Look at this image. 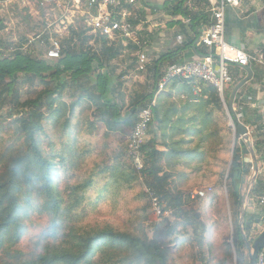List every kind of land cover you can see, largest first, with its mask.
I'll return each mask as SVG.
<instances>
[{"label":"trees","instance_id":"trees-1","mask_svg":"<svg viewBox=\"0 0 264 264\" xmlns=\"http://www.w3.org/2000/svg\"><path fill=\"white\" fill-rule=\"evenodd\" d=\"M190 15L184 13L191 21L196 18ZM131 23L134 28V23L132 21ZM68 32V38L61 41L60 58L57 60L36 58L29 50H21V46L9 50L5 56L0 55V117L7 119L15 117L14 123L28 145V153L12 159L10 168L8 166L5 175H2L7 180L0 179V245L4 233L10 231L12 227L19 228L20 207L17 192L20 190V177L26 182H30L32 176L44 182L42 186L46 188L47 193L45 208L57 221L53 225L55 235H52L51 229L48 230L42 255L24 254L20 251L16 252L14 258L1 260L0 264H173L167 246L158 240L148 239L141 227L129 233L117 232L110 226L80 233H75V230L71 229V236H68L61 248H55L53 243L46 241L62 237L70 210L65 207V201L53 188L58 171L43 157L38 145L39 136L45 134L47 126L53 135L63 136V142L54 148V154L60 159L61 164L65 165V169L79 166L85 168V171L88 170L91 161H95L93 156H96L97 152L91 149L87 151L85 157L81 156L78 143L82 141L89 144L90 138L95 139L99 136L102 139L116 136L122 144L133 130L138 112L153 99L157 82L165 74L160 70L158 63L172 54L160 56L153 64L150 92L146 93L142 88L141 93L129 95L128 101L125 102L124 95L121 94L122 91L120 92L123 75L116 76L115 62L124 56L126 51L132 54L137 52L138 48L129 42L123 45L120 38L109 41L103 36L82 37L73 27H69ZM90 40L91 45L88 44ZM94 45L98 46L99 50H95ZM131 61L133 66L136 65L135 57L131 58ZM112 77H116L115 84L112 83ZM21 78L31 83L38 81L43 85V89L21 101L19 92ZM195 89H199L197 95L194 94ZM181 96L183 97L180 100ZM175 98L180 100V104ZM222 103L219 93L213 86L180 78L168 81L164 90L156 95L153 119L148 129V133L154 135L143 147L146 167L141 173L149 177L148 188L166 204V209L173 210L177 221L168 227L167 236L176 234L181 228L187 233L188 230H192L197 234L202 225L198 220L200 218L198 214L192 215L191 210H184L185 205L180 203V194L170 190L168 182L171 176L163 174L160 161L171 156L177 159L194 158L199 161L205 159L208 152L214 153L222 149L226 143L224 141L226 136L231 134ZM125 104H128L127 108ZM177 114V118H173ZM167 127H170V142L163 143L167 152H161L156 149L155 134L161 131L165 141L164 129ZM184 135L198 137L201 143L207 146L204 147L206 151L200 150V145L197 146L199 148L192 150L194 152L180 149V144L190 143L181 139ZM176 136L181 138L173 140ZM230 142L228 138L227 146ZM49 143L50 146L54 145L53 138L50 137ZM242 153L235 142L225 182L237 264H243L245 249L238 222L242 205V177L248 172L243 166ZM30 155L38 164L39 171L33 167ZM189 166L187 163L177 168L173 179L178 183L186 182L191 174L185 172ZM111 169L100 165L99 169H91L90 175L79 188L81 190L90 188L93 185V177H99ZM220 189L218 186V190ZM218 194L219 191L207 193L199 200L208 202L210 196L216 198ZM82 201L81 196L75 201L76 206L81 205ZM263 216L264 210L263 214L242 216L243 232L249 243L254 240L256 234L253 226L264 224ZM227 247L229 248L228 244ZM227 257L233 260L232 251L229 249Z\"/></svg>","mask_w":264,"mask_h":264},{"label":"rangeland","instance_id":"rangeland-1","mask_svg":"<svg viewBox=\"0 0 264 264\" xmlns=\"http://www.w3.org/2000/svg\"><path fill=\"white\" fill-rule=\"evenodd\" d=\"M37 1L30 0L29 3H22L11 0L7 1L5 5H0V55L5 56L9 53V50H12L16 46H21L24 50H29L34 57L44 59L42 52L46 49L45 47L48 46V43H50V39L48 38L47 40L45 38V46L39 44L40 40L36 38V35L44 31V14L39 9ZM52 8L56 10L50 13L51 16L49 18L59 15L57 8L50 7V9ZM76 17L77 19H74L75 27L73 28L78 32L77 34L82 35V37H94L89 33L87 34L83 17L79 15H76ZM68 36L69 32L67 31L63 33V38L60 40L63 41ZM29 41L31 44L28 47L25 46ZM88 44L91 45L92 41L90 40ZM93 47L95 50H99L98 46L94 45ZM134 54L135 52L131 55ZM129 58H134V56ZM120 59L122 57L118 60L120 61ZM131 65L133 68L135 67V64L134 66L133 64ZM120 74L121 72L118 70L116 76ZM144 74L146 73H142L140 76L144 77ZM128 81L129 85L127 86L126 82L120 90V92L122 91L121 94L124 95L125 102L128 101L129 95L141 93L143 88L138 81L133 82L131 78ZM143 81L144 78H142ZM112 83H116V77H112ZM227 88L228 86L225 87L224 96L221 99L226 113V120L228 119V126L231 129V134L226 136V140H224L227 143V139L229 138L231 141L229 145L227 146L225 143L222 149L214 153L208 152L207 157L199 161L194 158L189 159L184 157L177 159L173 158V156L164 157L160 161L163 174L171 176L168 182L169 188L173 193L180 194V203L185 205L184 210H191L192 215H199L200 218L198 220L202 227L197 234L192 230H188L187 233L181 228L179 232L172 236L166 235L168 227L174 225L177 220H175L173 213L169 217H164L157 216L151 211L150 202L145 193L149 177L134 169L126 153L125 144L131 134L130 132L122 144L119 143L116 136H109L107 139H102L99 136L95 139L90 138L89 142L91 143L89 144H85L82 141L80 144L78 143L81 156L85 157L87 151L91 149L97 152L95 153L96 156H93V158L95 157V161L90 160L92 162L91 166L93 163L95 164L85 171V168L82 169L79 166L77 168L65 169V165H62L60 159L54 154V148L63 142L64 137L53 135L50 127L47 126L45 134L38 138V145L45 160H49L58 171V175L53 182V188L56 193L61 195V198L65 201V207L70 212L68 213L67 227H65L66 230L62 237L58 240L51 241L47 239L46 241L53 243V247L55 248H61L64 242L67 241L68 236H71V229H74L75 233H80L110 226L117 232L129 233L141 227L143 234L148 239L158 240L167 246L169 258L173 264H237L225 182L235 142L242 152L244 151V154H246V149L241 144L244 137L239 136L236 132V128L229 116L227 109ZM42 89L43 85L40 82L34 81L31 83L21 78L19 86L21 101ZM64 99H66L65 96ZM125 105L127 108L128 104ZM14 118L7 119L3 116L2 118L0 117V179L2 181L7 180L2 175H5L8 166L10 168L12 159L28 153V145L22 134L18 131ZM50 137L54 140L53 146H50ZM152 137L149 136L147 142ZM176 138L178 140L181 136H177ZM181 139L190 141V143L180 144V149L192 151L200 145V148H197L206 151L204 147L207 146L203 145L201 140L196 136L184 135ZM157 140V142L155 140L156 146H162L161 138L157 137ZM30 159L33 167L36 171H39V166L32 155H30ZM187 163L190 164V168L185 169V172H190L191 174L185 180L186 182L178 183L176 179H173V174H176L175 171L182 164L185 165ZM99 165L112 169L99 177H93V185L86 190H81L79 187L86 180V177L90 175L91 169H99ZM176 165L177 167L175 168ZM222 173L225 175H222ZM19 179L20 190L17 192L18 206L20 207L18 215L19 228L15 229L12 227L10 231L3 234L0 245V261L14 258L16 252L20 251L24 254L36 253L35 250L26 252L24 249V239L29 235L31 227L30 221L33 220L34 223L39 224V219L35 216L49 215L45 208L47 193L46 188L42 186L44 182L40 179H35L33 176L30 182L23 181L22 177ZM218 186L221 187L220 190H218ZM216 191H219L218 197L213 198L210 196L208 202L199 200V198H202L198 195L199 193L203 192V197H205L207 193L211 194ZM81 196L83 198L82 204L76 206L75 201ZM160 202L163 208L167 210L166 204L161 200ZM238 222H240V216ZM255 228L257 232L254 237L256 238L257 234L264 229V224L260 223ZM47 233L48 230L40 234L43 242H45ZM228 249L232 251L233 260L227 257ZM243 253V264H245L247 258L246 247Z\"/></svg>","mask_w":264,"mask_h":264},{"label":"crops","instance_id":"crops-1","mask_svg":"<svg viewBox=\"0 0 264 264\" xmlns=\"http://www.w3.org/2000/svg\"><path fill=\"white\" fill-rule=\"evenodd\" d=\"M58 1L61 0L51 2L53 7H56L54 4ZM69 9L72 10L71 7ZM209 9L210 3L207 0H139L129 9L130 19L135 25L132 37L123 43L125 45L129 42L138 50L134 55L126 51L127 55L125 56L126 53H124V56H121L122 59L115 63V73L117 74L118 70L121 72L123 85L127 82L128 86V80L131 78L133 82L138 81L146 93L150 92L153 64L160 56L172 53L163 62L158 63L160 70L165 73L173 66L201 59L207 55L209 50L199 45L198 39L199 31L210 23ZM224 12L227 41L248 54L263 53L264 1L239 0L237 7L226 6ZM184 13H190V16L196 18L191 21V18H186ZM72 19L75 24L76 15ZM72 27L75 26L72 25ZM140 54H144L147 58L146 70L143 72H138L137 69ZM132 56H136L137 60L134 68L129 58ZM248 67L251 71V80L238 90L233 110L248 133V139L244 138L241 143L246 149V154L243 151V166L248 171L242 177L241 212L242 215L254 216L257 213L263 214L264 210L259 204L260 197L264 195V67L260 65ZM229 72L233 83L227 88V102L234 87L247 77L243 69L235 66H230ZM142 73H146L144 77L140 76ZM142 78H144L143 82ZM182 97L179 99L181 100ZM153 98L156 100L155 94ZM180 100L175 98L177 103ZM177 116L178 114L173 118ZM164 130L165 141L161 131L155 134L156 142L157 137L161 138L162 146H156V149L161 152H167L163 143L170 142V127ZM149 136L152 137L153 134ZM176 137L173 140H176Z\"/></svg>","mask_w":264,"mask_h":264},{"label":"built area","instance_id":"built-area-1","mask_svg":"<svg viewBox=\"0 0 264 264\" xmlns=\"http://www.w3.org/2000/svg\"><path fill=\"white\" fill-rule=\"evenodd\" d=\"M15 1L29 3L30 0ZM52 1L54 0L37 1L39 9L44 14V31L36 35V38L40 40L39 44L45 46V38L47 40L48 38L50 39V43H48V46L42 52V57L46 60H57L60 58V39L63 38V33L69 31V27L74 25L72 17L75 15L84 18L87 34L103 36L109 41L120 38L122 43H125L132 37L133 27L129 20L131 17L129 9L134 7L139 0H63V2L61 0L54 4L59 15L49 18L51 16L50 13L56 10L55 8L50 9L53 6L51 4ZM207 1L210 3V23L199 31L198 44L208 49L209 53L201 59L169 68L157 82L155 95L164 90L168 81L180 78L186 81L209 84L223 98L225 87L233 83L229 66L242 68L250 65H260L264 67L263 53L248 54L241 48L229 43L226 39L224 9L226 6L237 7L239 0ZM5 4H7L6 0H0V5ZM30 44L29 41L25 46L28 47ZM20 49L24 50L23 47H20ZM146 64V56L140 54L137 65L138 71H145ZM198 93L199 89H195L194 94L197 95ZM154 106L155 98L146 103L140 110L137 122L125 144L127 156L134 169L139 173L146 167L143 147L149 137L148 129L152 123ZM145 193L149 199L151 211L155 215L171 216L172 211L163 208L160 199L153 190L146 187ZM198 195L203 197L204 193L202 192ZM259 204L264 208V195L260 197ZM256 264H264V249L259 253Z\"/></svg>","mask_w":264,"mask_h":264},{"label":"water","instance_id":"water-1","mask_svg":"<svg viewBox=\"0 0 264 264\" xmlns=\"http://www.w3.org/2000/svg\"><path fill=\"white\" fill-rule=\"evenodd\" d=\"M241 69H243L246 73H247V77L244 78L242 81H240L232 90L230 97L228 99L227 102V109L229 112V116L236 128L237 133L240 136H243L246 140L248 139V133H247V129L245 126H243V124L240 123L237 115L235 114L234 110H233V104H234V100L236 98V94L238 92V90L244 86L248 81L251 80V71L249 67H242ZM131 113H129L130 115ZM242 212L240 213V231L243 237V242L244 245L246 247L247 250V258L245 261V264H256L257 261V257L259 255V253L264 249V229L257 235V237L253 240V242L250 244L247 240V238L245 237V234L243 232V225H242Z\"/></svg>","mask_w":264,"mask_h":264},{"label":"clouds","instance_id":"clouds-1","mask_svg":"<svg viewBox=\"0 0 264 264\" xmlns=\"http://www.w3.org/2000/svg\"><path fill=\"white\" fill-rule=\"evenodd\" d=\"M39 219V224L30 221V229L29 235L24 239V249L25 251L35 250L38 254L44 253V242L41 240L40 234L44 231L49 229L52 230V235H55L53 230V225L57 223V221L51 217L50 215H42V216H35Z\"/></svg>","mask_w":264,"mask_h":264}]
</instances>
